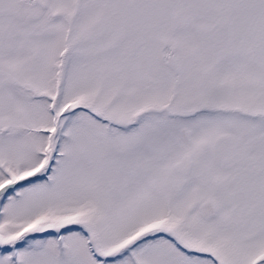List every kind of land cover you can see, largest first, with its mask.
<instances>
[{
	"label": "snow or ice",
	"instance_id": "obj_1",
	"mask_svg": "<svg viewBox=\"0 0 264 264\" xmlns=\"http://www.w3.org/2000/svg\"><path fill=\"white\" fill-rule=\"evenodd\" d=\"M0 264H264V0H0Z\"/></svg>",
	"mask_w": 264,
	"mask_h": 264
}]
</instances>
